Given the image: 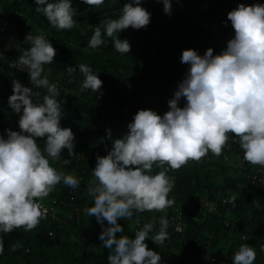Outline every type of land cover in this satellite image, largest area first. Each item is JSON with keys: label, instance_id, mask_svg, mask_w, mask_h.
<instances>
[{"label": "clouds", "instance_id": "clouds-1", "mask_svg": "<svg viewBox=\"0 0 264 264\" xmlns=\"http://www.w3.org/2000/svg\"><path fill=\"white\" fill-rule=\"evenodd\" d=\"M85 2L100 5L104 0ZM35 3L36 10L54 27L71 29L78 22L74 0ZM163 4L165 13L171 14L172 0H163ZM151 15L142 0H126L117 17H103L99 25L92 26L89 46L102 45L106 34L113 38L116 50L129 52L131 43L122 39L120 32L129 26H147ZM227 16L235 31L226 47L218 53L212 47L203 54L194 48L182 51L180 59L189 67L168 100L169 109L162 115L153 109H139L128 123V131L112 140L107 154H97L93 179L87 188L94 204L85 211L91 216L95 214L103 228L99 238L110 250L109 264H161V253L149 248L146 242L157 226L149 221L130 236L123 234L125 228L119 221L144 210H166L172 206L175 197L169 194L175 177L169 174L171 169L180 168L190 159L199 160L209 151L220 155L229 140H238L244 159L260 165L264 171V4L239 3ZM1 34L2 30V38ZM25 39L31 45L18 56V68L26 70L30 80L46 92L42 100L33 99L41 93L19 79L12 81L8 104L20 115L18 130L5 129L6 137L0 133V254L4 252V234L21 226L32 229L46 217L43 197L58 183L76 188L81 181L52 163L63 160L69 164V157L76 153L72 128L61 124L66 111L58 99L60 88L50 82L44 67L55 60L57 49L42 32H30ZM78 67L84 74L80 91L91 89L94 94L99 90L103 95L99 72L89 63L82 62ZM68 71L74 72L76 67L69 66ZM182 97L186 98L183 106ZM106 131L111 138L112 129ZM38 138H44L43 148ZM65 148L68 157L62 155ZM154 165L160 170L153 171ZM74 191H69L61 208L79 212L71 215L79 219L81 210L71 196ZM229 201L235 206L236 196L227 197L225 202ZM253 204L259 207L260 198H255ZM58 208L54 217L47 216L55 220ZM158 219L159 227L152 240L163 243L170 236V219L167 215ZM256 257V247L247 242L232 253L233 264H254Z\"/></svg>", "mask_w": 264, "mask_h": 264}, {"label": "trees", "instance_id": "trees-1", "mask_svg": "<svg viewBox=\"0 0 264 264\" xmlns=\"http://www.w3.org/2000/svg\"><path fill=\"white\" fill-rule=\"evenodd\" d=\"M125 2L104 0L100 5H89L85 0H74L78 22L71 29H60L36 10L35 0H0L1 36L5 37L0 47L10 45L5 57L0 59V133L6 137L5 129L19 128L20 114L13 112L8 104V97L13 92V79H19L41 93L40 97L33 99L42 100L46 92L45 88L30 80L28 73L17 72L8 66L10 61L18 62V56L30 47L31 41L25 39L26 36L30 32L33 35L42 32L57 49L55 60L44 67L50 82L57 83L60 88L58 99L66 111L61 124L70 126L75 134L76 153L69 157L71 163L65 164L63 160H54V163L56 167L81 178L76 190L60 182L43 197L55 198L61 208L70 195L69 191L74 189L71 196L81 210L80 219L76 220L71 215L67 219L59 213L60 219L54 220L46 215L32 229L26 230L21 226L4 234L0 264H109V261L101 263L99 255L103 250L92 256L93 251L87 248L88 244L95 245L101 241L95 214L91 216L85 211L87 206L94 204L87 188L93 179L92 169L97 154H107L112 140L128 131L127 125L139 109H153L161 115L169 109L168 100L174 96V90L189 67L180 59L184 49L194 48L203 54L212 47L214 53H218L226 47L235 31L227 13L239 3L264 4V0H227L229 6L226 7L221 0L216 5H212L211 0H172L171 14H167L163 0H142L143 6L152 13L151 20L145 27L136 29L129 26L120 32L121 38H127L131 43L129 52L116 50L113 38L106 34L102 45L96 48L89 46L88 41L94 32L92 26L99 25L103 17H117ZM226 20L227 24L224 23ZM82 62L91 64L93 70L99 72L103 80V95L99 90L94 94L91 89L80 91L84 74L78 65ZM69 66H75L76 71H68ZM185 102L186 98L182 97L180 105ZM109 127L112 129L111 138L106 131ZM38 143L43 148L44 138H38ZM232 144L237 147L232 148ZM240 152L239 141L229 140L220 155L212 152L216 160L205 163L211 160L207 154L202 157L203 164L194 159V163L188 161L180 168L170 170L175 184L169 195L175 197V203L166 210H146L149 219H158L162 215L169 217L173 209L193 202L198 204L202 196H206L204 200L213 201L218 197L227 198L222 191L231 192V196L239 192V195H235L237 210L227 225L225 217L211 212L202 223L188 222L184 235H173L164 246L153 241L154 236L151 237L150 232L146 242L149 248L161 253V264H188L189 255L201 259L213 250H219L229 231L248 234V243L253 242L257 250L256 264H264V248L261 247L264 244L259 241L264 229V189L247 180L249 170L258 169L256 164L246 161V171L229 165V158L239 156ZM62 155L68 157L67 148ZM159 170L160 167L154 165L153 171ZM255 198H260L261 208L253 212ZM132 221L127 217L119 221L125 228L124 233L130 230V236L136 232L131 227ZM86 222L91 225L86 226ZM241 222H245L243 227ZM138 225V228L143 226L141 223ZM75 227L76 231H70ZM187 238L190 240L188 244L185 243ZM86 248L89 257L84 259L81 255L84 256ZM216 254L213 252L218 264H231Z\"/></svg>", "mask_w": 264, "mask_h": 264}, {"label": "built area", "instance_id": "built-area-1", "mask_svg": "<svg viewBox=\"0 0 264 264\" xmlns=\"http://www.w3.org/2000/svg\"><path fill=\"white\" fill-rule=\"evenodd\" d=\"M212 5H216L219 3V0H211ZM221 3H223L226 7H228V2L227 0H221ZM5 25V22L3 23ZM1 30V29H0ZM5 39V37L1 38L0 37V43ZM10 45L7 44L6 47H0V59L5 57L6 54V49L9 48ZM8 66L11 67L12 69H15L17 72L20 73H28L26 70H22L18 68V62H13L10 61L8 62ZM29 74V73H28ZM232 148L237 147L235 144L230 145ZM229 149V147H227ZM240 156V164L239 168L242 171H246V166L245 163L247 160L244 159L243 156V149L241 148V152L239 154ZM258 169H251L249 170L247 174V180H249L252 184L257 185L260 188L264 189V171L261 170V166L257 165ZM226 198L225 197H218L216 199H213V201H200L198 204H195V202L190 203L189 205L186 206H181L180 208H176L172 210V213L169 215L170 219V236L165 239L163 243H161L163 246L168 244V240L172 239L173 235H178L182 237L186 231L188 222H194V223H202L204 222L207 217L209 216V213L214 212L217 216H223L227 220H225V225L229 223L228 219L232 218V216L235 214L237 210V200L235 202V206L229 201L225 202ZM58 201L55 198L49 199L47 202L43 201V206L47 208L48 212L47 215H51L54 217L55 215V209L57 207ZM204 211V214H201V212ZM184 219V220H183ZM130 220L132 221V228L133 230H137L139 227V223L145 224L149 221L154 223L157 227L152 231L151 235H155V231L158 230L159 223L158 219H155L154 217L149 219L147 217V212L146 210L137 213L133 218ZM245 222H241V227H243ZM262 236L259 238V241L264 244V229ZM248 232V231H247ZM252 232V231H251ZM249 233V232H248ZM253 233H250V235ZM51 235V233H49ZM190 240L187 238L185 243L188 244ZM204 258V259H203ZM201 259L198 258H193V261L191 264H218V259L216 256L207 254ZM203 259V260H202ZM220 264V262H219Z\"/></svg>", "mask_w": 264, "mask_h": 264}, {"label": "rangeland", "instance_id": "rangeland-1", "mask_svg": "<svg viewBox=\"0 0 264 264\" xmlns=\"http://www.w3.org/2000/svg\"><path fill=\"white\" fill-rule=\"evenodd\" d=\"M208 157L211 159V160H208V158H207V160L208 161H204L205 163H209V161H212V160H216V158H215V156L212 154V152L211 151H209V153H208ZM233 158H236V159H238L237 157H233ZM232 157H230L229 159V165L230 166H232L233 168H237V162L236 161H234L235 159H233ZM198 161V163H204L203 162V160H202V158H200L199 160H197ZM195 161H194V159H190V163H194ZM52 163L56 166V163H54V160H52ZM201 164V165H202ZM226 164H227V162H226ZM212 169V168H211ZM75 174V173H74ZM215 177V176H214ZM76 188H78V187H76ZM76 188H75V190H76ZM223 193H225L226 194V196L227 197H230L231 196V192H229V191H222ZM224 194V195H225ZM234 195H239V192L238 193H234ZM205 198H206V196H205ZM204 196H202V198H199V200H202V201H204ZM45 201H48V200H46L45 198H43ZM260 207V206H259ZM259 207H255V205L253 206V212L254 211H259L258 210V208ZM59 213H62L64 216H65V218L67 217V219H68V217H70V215H75L76 213H79V212H70L69 210H66V209H64V208H58L57 210H56V219L58 220V219H60V217L58 216L59 215ZM201 214H204V211H202L201 212ZM209 215H210V213H209ZM76 220H79V219H77V218H75ZM76 224H78L76 221H74ZM82 222H83V220H82ZM104 223H105V225H107V220H105L104 221ZM86 226H90L91 224H89L88 222H86V223H84ZM96 224L100 227V231H102L103 230V228H102V226L100 225V223L97 221L96 222ZM131 226V225H130ZM132 227V226H131ZM76 231L77 230V228L75 227L74 229H70V231ZM129 230V229H128ZM130 231V230H129ZM125 232V233H123V234H127V235H130V232ZM262 232V231H261ZM99 236V235H98ZM152 237V236H151ZM100 239V238H99ZM98 239V240H99ZM249 239H250V236H248V234H246V233H243L242 235H239V234H236V233H233V231H229V233L227 234V236L225 237V238H223L222 239V242H221V248L219 249V250H213V252L214 253H217L216 255H222V257L223 258H225V259H227L228 261H230V263L231 264H233V261H232V253L236 250V249H238V247L240 246V244H242V243H248V241H249ZM252 239V238H251ZM102 241V240H101ZM100 241V242H101ZM99 242V243H100ZM99 243H97V244H95V245H91V244H88L89 246L87 247V248H89L90 247V250L91 251H93V254H91L92 256L93 255H95V253H99L101 250H103V253H101L100 255H99V258H100V260H101V263L102 262H106V261H108V256H109V252H110V250L106 247V246H100V245H102L103 244V242H102V244H99ZM249 244H251V243H249ZM252 244H253V242H252ZM251 244V245H252ZM87 248H86V250L83 252V254H84V256L83 255H81L84 259H86V258H88L89 257V255H88V252L86 253V251H87ZM156 250V249H155ZM213 252H211V254L213 255ZM80 253V252H79ZM81 254V253H80ZM193 256H195V255H189L188 257H187V261H188V264H189V262L190 261H193ZM192 258V259H191ZM254 264H256V261H255V263Z\"/></svg>", "mask_w": 264, "mask_h": 264}, {"label": "crops", "instance_id": "crops-1", "mask_svg": "<svg viewBox=\"0 0 264 264\" xmlns=\"http://www.w3.org/2000/svg\"><path fill=\"white\" fill-rule=\"evenodd\" d=\"M233 157H237L238 159H236V158H233ZM232 158L233 159H235L234 161H236L238 164H237V167L239 166V164H240V156H232ZM261 207H259V209H260ZM264 218V217H263Z\"/></svg>", "mask_w": 264, "mask_h": 264}]
</instances>
